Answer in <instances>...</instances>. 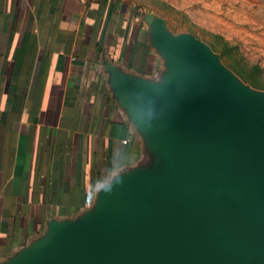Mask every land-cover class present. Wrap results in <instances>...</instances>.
Listing matches in <instances>:
<instances>
[{
    "label": "crops",
    "instance_id": "1",
    "mask_svg": "<svg viewBox=\"0 0 264 264\" xmlns=\"http://www.w3.org/2000/svg\"><path fill=\"white\" fill-rule=\"evenodd\" d=\"M165 39L126 0H0V264L57 260L135 197L242 211L243 179L155 119L188 98Z\"/></svg>",
    "mask_w": 264,
    "mask_h": 264
},
{
    "label": "water",
    "instance_id": "2",
    "mask_svg": "<svg viewBox=\"0 0 264 264\" xmlns=\"http://www.w3.org/2000/svg\"><path fill=\"white\" fill-rule=\"evenodd\" d=\"M187 100L156 104L155 119L184 151L221 161L264 189V99H248L205 50L178 45ZM239 210L216 201L183 212L135 197L114 206L94 235L67 240L45 264H264V246Z\"/></svg>",
    "mask_w": 264,
    "mask_h": 264
},
{
    "label": "rangeland",
    "instance_id": "3",
    "mask_svg": "<svg viewBox=\"0 0 264 264\" xmlns=\"http://www.w3.org/2000/svg\"><path fill=\"white\" fill-rule=\"evenodd\" d=\"M165 43L205 50L248 99H264V0H126ZM246 231L264 246V189L242 181Z\"/></svg>",
    "mask_w": 264,
    "mask_h": 264
}]
</instances>
